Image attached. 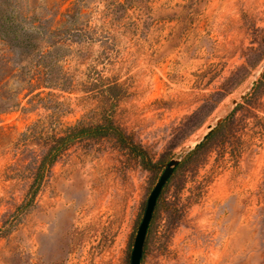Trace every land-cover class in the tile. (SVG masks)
<instances>
[{
	"label": "rangeland",
	"instance_id": "374dc122",
	"mask_svg": "<svg viewBox=\"0 0 264 264\" xmlns=\"http://www.w3.org/2000/svg\"><path fill=\"white\" fill-rule=\"evenodd\" d=\"M8 25L0 264H130L170 158L140 264H264V0H0Z\"/></svg>",
	"mask_w": 264,
	"mask_h": 264
},
{
	"label": "water",
	"instance_id": "95a60500",
	"mask_svg": "<svg viewBox=\"0 0 264 264\" xmlns=\"http://www.w3.org/2000/svg\"><path fill=\"white\" fill-rule=\"evenodd\" d=\"M264 65V64H263ZM256 82L255 79L251 80V84L254 85ZM244 96V93L241 95V97ZM238 99L232 100L233 107L238 103ZM223 118H218L216 120L215 124H208L206 126L205 131L203 132L201 139L194 143V146H192L189 150H192L193 148L197 147L199 144H201L205 139H207L211 133L215 130L216 126L222 121ZM179 158H170L168 162L166 163L164 169L159 175L158 180L154 184L153 188L151 189L147 201L146 206L142 215V218L140 220V223L138 225L131 253H130V264H140V260L142 257L143 249H144V243H145V237L148 230L149 223L152 218V214L157 202V198L163 188V186L166 184L170 176L172 175L175 168L180 163Z\"/></svg>",
	"mask_w": 264,
	"mask_h": 264
},
{
	"label": "trees",
	"instance_id": "16d2710c",
	"mask_svg": "<svg viewBox=\"0 0 264 264\" xmlns=\"http://www.w3.org/2000/svg\"><path fill=\"white\" fill-rule=\"evenodd\" d=\"M2 31H3V33L14 32V29H13L12 26L8 25L7 27H5L2 30H0V33ZM105 131H111V132H113L122 143H127L126 136L122 132V130L119 129L118 127L110 124V125H106V126H93V127L83 128V129H79V130H77V129L76 130H73V132H71L69 135L64 136V137H60L58 139V143H59L58 144V147L59 148L63 147L67 143V141L72 140V139H74L76 137H79V136H87V135H89V136H95L97 134H102ZM202 144H203V142L201 144H199L197 147L201 146ZM128 145H129V148L131 149V151H134L137 155H141L142 156L143 163L145 164V166H148L149 165V160H148V156L146 154V151L144 149H142L140 146H137V145H134V144H131V143H129ZM161 194H162V190H161V192H160V194H159V196L157 198V202H156L154 211H155V209H156V207L158 205L157 204L158 203V199H159V197H160ZM154 211H153V214H152L151 221L154 218ZM151 221H150V223H151ZM150 223H149V226H150ZM149 226H148V229H149ZM145 243H146V237H145ZM145 243H144V246H145Z\"/></svg>",
	"mask_w": 264,
	"mask_h": 264
}]
</instances>
